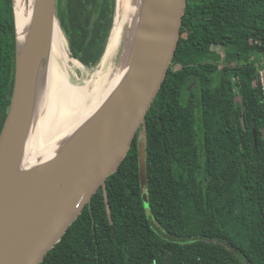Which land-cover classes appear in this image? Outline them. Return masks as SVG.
Masks as SVG:
<instances>
[{"label":"trees","instance_id":"trees-1","mask_svg":"<svg viewBox=\"0 0 264 264\" xmlns=\"http://www.w3.org/2000/svg\"><path fill=\"white\" fill-rule=\"evenodd\" d=\"M229 2L227 19L228 0L186 1L174 59L128 154L40 264H264V0ZM114 9L58 0L70 51L88 69ZM14 56L12 0H0V130Z\"/></svg>","mask_w":264,"mask_h":264},{"label":"water","instance_id":"water-1","mask_svg":"<svg viewBox=\"0 0 264 264\" xmlns=\"http://www.w3.org/2000/svg\"><path fill=\"white\" fill-rule=\"evenodd\" d=\"M118 7L115 0L104 53ZM185 8L186 0H139L136 19L123 30L120 64L114 67L126 66L123 78L53 158L24 169L22 152L38 101L37 96L34 102L36 74L42 63L50 61L53 28L56 21L61 24L58 0H35L31 25L20 46L12 0L14 77L0 130V264H40L117 170L172 64ZM43 100L46 106L48 95ZM138 169L144 189L143 140L138 142Z\"/></svg>","mask_w":264,"mask_h":264},{"label":"bare ground","instance_id":"bare-ground-1","mask_svg":"<svg viewBox=\"0 0 264 264\" xmlns=\"http://www.w3.org/2000/svg\"><path fill=\"white\" fill-rule=\"evenodd\" d=\"M34 1L14 0L20 46L24 43L31 25ZM137 5L139 0H135V3L134 0H119L113 47L108 63L112 62L118 51L125 26H129L133 18L136 19ZM66 49L63 30L56 21L52 33L50 61L42 63L36 74L34 102L37 96L38 101L22 152L21 165L24 169L33 168L53 158L64 141L97 111L127 71L126 66H117L113 70H107L106 75L96 81L94 86L88 80L87 84L79 87L82 84L72 82L69 74L67 80L60 74L66 70L62 53ZM68 51L65 54L66 60L73 61ZM46 95L48 103L44 106L43 99Z\"/></svg>","mask_w":264,"mask_h":264},{"label":"rangeland","instance_id":"rangeland-1","mask_svg":"<svg viewBox=\"0 0 264 264\" xmlns=\"http://www.w3.org/2000/svg\"><path fill=\"white\" fill-rule=\"evenodd\" d=\"M260 23L262 24V20H260ZM114 34H115V22H114V28L112 29V33H111V36H110V41H109V44H108V46L106 48V51H105L101 61L99 62V64L95 68L93 67V68L88 69V68L84 67V65H82L76 59H74L73 61L66 60L65 54L68 51V48H67L66 51L65 50L62 51L63 58H64L63 59L64 67H65L66 70L63 73H60V72L59 73L63 77H65L66 80H67V77H68V74H69L72 82L82 84L79 87L84 86L85 84H87L88 80L90 81V85L94 86V83L96 81H98L101 77L106 75V71L107 70H112L116 65L120 64V58L118 56L119 55V51L121 49L120 46H119L118 51H117L114 59L112 60V62L108 63L109 57H110V54H111V51H112V47H113ZM76 64H78L77 67L74 66ZM260 68L261 67H259V69ZM258 74H259V72H258ZM78 79H79V81H78ZM213 82L216 84V75H214ZM256 85H257V82H256ZM66 138H67V136H66Z\"/></svg>","mask_w":264,"mask_h":264},{"label":"built area","instance_id":"built-area-1","mask_svg":"<svg viewBox=\"0 0 264 264\" xmlns=\"http://www.w3.org/2000/svg\"><path fill=\"white\" fill-rule=\"evenodd\" d=\"M259 74L257 75V87L259 88L261 95H262V101L264 103V66L260 69H258Z\"/></svg>","mask_w":264,"mask_h":264},{"label":"flooded vegetation","instance_id":"flooded-vegetation-1","mask_svg":"<svg viewBox=\"0 0 264 264\" xmlns=\"http://www.w3.org/2000/svg\"><path fill=\"white\" fill-rule=\"evenodd\" d=\"M187 1V0H186ZM224 1V0H223ZM230 0H228V4H227V8H226V13L225 12H223L224 10H222V12H221V14L219 15V16H224V15H226V18L228 19L229 18V16H230V14L231 13H229V11H230V2H229ZM187 4V3H186ZM210 50H211V52H217V51H219V49L216 47V46H213L212 48H210ZM216 75V74H215ZM217 76V75H216Z\"/></svg>","mask_w":264,"mask_h":264}]
</instances>
